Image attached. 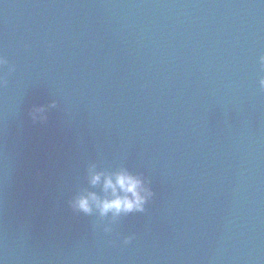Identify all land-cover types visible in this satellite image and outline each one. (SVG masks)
I'll return each instance as SVG.
<instances>
[{"label": "water", "instance_id": "water-1", "mask_svg": "<svg viewBox=\"0 0 264 264\" xmlns=\"http://www.w3.org/2000/svg\"><path fill=\"white\" fill-rule=\"evenodd\" d=\"M120 166L155 197L110 235L67 206L86 170L0 178V264H264V94L178 146L102 168Z\"/></svg>", "mask_w": 264, "mask_h": 264}, {"label": "clouds", "instance_id": "clouds-1", "mask_svg": "<svg viewBox=\"0 0 264 264\" xmlns=\"http://www.w3.org/2000/svg\"><path fill=\"white\" fill-rule=\"evenodd\" d=\"M260 70L264 72V55L259 57ZM5 69L7 71L5 72ZM15 65L0 53V88L7 85V76L15 72ZM259 87L264 90V76H261ZM57 108L56 102L47 105L33 106L28 115L34 124L48 121V113ZM86 187L78 188L67 201L73 213L95 217L93 230L102 229L110 235L122 218L133 214H144L147 206L155 197L151 180L142 172L130 170L126 166L115 169L102 168L97 162H89L84 174ZM134 236L123 239L128 245Z\"/></svg>", "mask_w": 264, "mask_h": 264}]
</instances>
